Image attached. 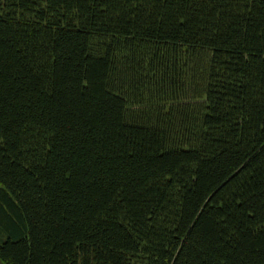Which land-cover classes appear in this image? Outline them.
I'll return each mask as SVG.
<instances>
[{"label":"trees","instance_id":"obj_1","mask_svg":"<svg viewBox=\"0 0 264 264\" xmlns=\"http://www.w3.org/2000/svg\"><path fill=\"white\" fill-rule=\"evenodd\" d=\"M0 264H264V0H0Z\"/></svg>","mask_w":264,"mask_h":264}]
</instances>
